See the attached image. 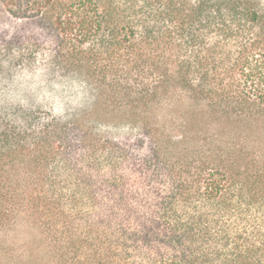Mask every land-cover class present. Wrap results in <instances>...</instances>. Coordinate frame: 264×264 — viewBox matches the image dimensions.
<instances>
[{
    "label": "trees",
    "instance_id": "16d2710c",
    "mask_svg": "<svg viewBox=\"0 0 264 264\" xmlns=\"http://www.w3.org/2000/svg\"><path fill=\"white\" fill-rule=\"evenodd\" d=\"M0 8V264H264L261 0Z\"/></svg>",
    "mask_w": 264,
    "mask_h": 264
},
{
    "label": "rangeland",
    "instance_id": "374dc122",
    "mask_svg": "<svg viewBox=\"0 0 264 264\" xmlns=\"http://www.w3.org/2000/svg\"><path fill=\"white\" fill-rule=\"evenodd\" d=\"M261 2L264 4V0H261ZM8 27H9L8 20L6 16L4 15V12L0 8V32H2L5 29H8ZM19 28L20 27L15 26V29H19ZM106 130L109 131L111 136L128 133V129H125V128H110V129L106 128ZM34 236H35L34 231H28V229H25V231L22 230L20 234V237H24V238L33 239Z\"/></svg>",
    "mask_w": 264,
    "mask_h": 264
}]
</instances>
